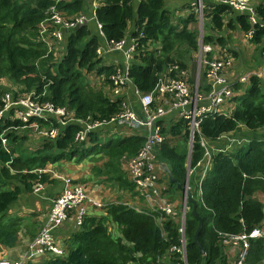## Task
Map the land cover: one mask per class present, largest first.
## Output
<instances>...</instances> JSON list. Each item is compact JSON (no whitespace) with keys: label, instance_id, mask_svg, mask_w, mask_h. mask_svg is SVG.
<instances>
[{"label":"trees","instance_id":"trees-1","mask_svg":"<svg viewBox=\"0 0 264 264\" xmlns=\"http://www.w3.org/2000/svg\"><path fill=\"white\" fill-rule=\"evenodd\" d=\"M52 4L54 0H0V79L6 78L12 84L22 86V91L34 92L39 101L66 107L82 121L104 122L119 111L120 98L110 101L105 90L94 91L85 83L82 71L103 75L104 85L108 83L115 66L104 60L105 54L112 52L107 46L125 38L129 21H133L131 37L138 38L140 51L131 60L128 72L133 85L142 93L153 89L167 65L177 63L181 69H187V60L198 49L197 33L187 27L193 21L192 14L178 18L177 24H173L172 12L165 7L164 0H140L137 4L135 0H100L94 17L104 38L98 30L92 32L87 25H79L66 35L65 53L50 64L54 68L52 73L51 68L44 66L45 46L35 41L38 24L47 17ZM56 5L71 16L82 9L83 1L59 0ZM231 12L225 5L209 2L204 13L211 18L210 32L222 30L224 17ZM255 12L259 21L253 25L246 14H238L235 20L243 32L252 30L250 40L260 43L264 56V6ZM206 37L205 40L211 42L212 37ZM217 39L223 40L220 36ZM101 45L104 46L99 55L96 50ZM37 60L44 68H39ZM1 83L0 107L3 105L1 93L11 88V85ZM234 89L239 90L240 85ZM18 92L11 91L14 98ZM233 101L235 106L229 116L210 114L202 119L201 136L213 141L234 132L239 125L253 132L264 127V78L252 76ZM32 123H37L40 128L55 125L53 119L37 117H30L27 122L17 118L0 119V134H5L10 146L6 151L0 141V246L3 247L18 243L21 225V218L9 214L8 208L23 192H31L35 183L54 181L49 174L38 173L37 169L61 159L80 161L92 154L104 153L108 160L102 166L94 165L93 173L104 176L107 184L132 191L133 185L122 168V157L135 155L144 141L140 133L113 134L108 140L100 141L98 128L89 132L87 140L78 146L73 140L81 124L71 122L63 126L61 134L52 142L39 138L34 141L40 140L41 144L32 151H27L23 145L16 151V143L23 144L27 136H18L5 129L10 125L20 128ZM168 133L172 137L180 136L182 142L166 140L161 144L157 158L167 164L173 177L183 182L186 163L189 161L192 170L202 159L204 149L196 136L192 150L187 154L188 135L182 119L170 124ZM165 179L171 189L178 190L167 175ZM188 184L202 220L198 240L203 253L193 238L198 221L190 214L191 204H187L182 236L178 222L173 219L167 218L159 224V212L142 213L119 202L108 203L106 211L119 226L120 237L112 238L104 217L86 215L79 230L70 236L65 256L24 264H155L163 257L168 260L167 264H231L220 235L249 232L264 220V204L253 197L255 191L264 193V135L252 138L232 151L213 153L210 168L199 184L198 181L194 183V175L189 177ZM182 237L184 258L177 253L167 254L170 247L181 244ZM245 264H264V238L249 240Z\"/></svg>","mask_w":264,"mask_h":264},{"label":"built area","instance_id":"built-area-1","mask_svg":"<svg viewBox=\"0 0 264 264\" xmlns=\"http://www.w3.org/2000/svg\"><path fill=\"white\" fill-rule=\"evenodd\" d=\"M54 0L47 10V17L38 24V41L44 43L50 51L58 50V54L62 56L65 53L66 35L72 32L78 25L87 22L85 16L74 15L68 16L67 13L59 9ZM208 2L222 4L230 8L234 12L247 14L248 21L251 25L258 22L255 14L252 0H208ZM100 0H91L92 15L91 19L96 22L98 34L103 37L100 24L95 20L94 11L99 5ZM204 0H194L190 6L186 7V16L193 12L197 14L199 24H204V14L202 9L208 7ZM193 11V12H192ZM210 18V17H209ZM211 19V18H210ZM248 40L252 38V30L245 33ZM203 27L200 28L198 34V69L194 82H189L186 69L183 70L177 63L169 64L165 67L164 72L160 73L156 84L149 92H140L132 83L129 76L128 68L135 54L139 53L137 48L138 38L131 37L127 49L124 51L125 62L121 65L115 63V70L109 75L108 83L103 86L106 95L110 101L120 98L119 111L106 121H82L74 117L72 111L66 107L55 106L50 101H39L38 96H34V92L29 95L13 97L10 89L1 93L3 102L0 107V119L17 118L23 122H27L30 117H37L42 120H54L55 125L51 124L44 129L40 128L37 123L30 124V127L37 130L38 134L49 142L55 140L60 134L63 126L71 122H80L81 128L74 135V144L80 146L88 138V133L100 129L101 127L116 126L120 133L127 135L140 133L144 136V141L139 147L135 155L127 159L124 171L128 180L133 185L132 191L123 190L128 194L133 192L136 206L133 207L142 213L159 212L160 217L157 219L162 224L167 218L175 216V205L164 195V189L168 184L166 174L159 168V160L157 158L158 150L162 143L167 139V134L162 124L163 117L175 111L176 119H182L185 122V130L188 135L190 147L193 146L195 137L198 136V143L204 149L203 157L198 161L201 163H211V156L214 153L211 143L205 137L200 135V122L204 117L210 114L229 116L233 108H227L234 101L233 97L237 92L232 89L229 79L226 75L227 69L233 64V56L225 51L221 55H215V44L203 41ZM108 45V51L122 50L125 39L118 42H111ZM106 44V43H105ZM104 46V45H103ZM103 46L97 48L96 52L101 55ZM57 52V51H56ZM262 67L258 70H251L241 74L237 78L240 85L239 93L243 91L249 83L252 76L264 78V56ZM200 73L203 74L207 82V90H200ZM135 101L134 108L126 93V90ZM130 99V100H131ZM26 127V124H24ZM17 128L10 125L5 129ZM21 128V127H20ZM224 135V134H223ZM222 136V135H221ZM228 141L232 144V149L242 146L243 138L232 136L229 133ZM220 138V137H219ZM2 148L6 151L8 148V138L5 134H0ZM226 146V145H225ZM227 149H220L225 151ZM47 171L46 166L40 169ZM192 172L189 169L188 174ZM206 168L203 169V174ZM59 179L62 183L60 191L54 196L45 217L35 234L28 244L27 251L23 254L21 260L12 263L8 261H0V264H24L27 261L38 262L42 259L52 257H62L67 253V243L64 245L62 238L56 236L55 229L60 227L65 221L73 220L79 228L84 217L88 215L90 209L104 208L99 199L90 195L88 183L73 181L69 176L60 175ZM201 180V179H200ZM199 180V181H200ZM198 181V184H199ZM44 189L42 183H37L33 188L34 192H41ZM200 192V191H199ZM119 203V202H116ZM185 203L179 217V231L183 236L184 225V209ZM178 216V213H177ZM172 219V218H171ZM222 237V245L225 250L228 249L229 261L231 264H245L249 240L251 238H264V220L255 225L249 232L238 234L224 233ZM231 249V251H230ZM177 253L179 257L184 258V239L182 237L181 244L170 247L167 254ZM160 259L155 264H167ZM184 264H186L184 262Z\"/></svg>","mask_w":264,"mask_h":264},{"label":"crops","instance_id":"crops-1","mask_svg":"<svg viewBox=\"0 0 264 264\" xmlns=\"http://www.w3.org/2000/svg\"><path fill=\"white\" fill-rule=\"evenodd\" d=\"M63 1H72V0H63ZM83 6L80 11H78L74 15H82L85 16L86 19H88L87 22L82 23L81 25L85 24L87 27L92 31L96 32L97 26L96 22L91 19L92 15V7H91V0H82ZM140 0H135V4H137ZM194 0H164L165 7L172 12V18L177 16L178 18H185L187 17L184 13H186V7L190 6V4ZM205 5H207L208 0H204ZM252 6L254 7V10H256L258 7L264 6V0H252ZM230 14V13H229ZM227 14L224 17V23L222 30H214L213 34H208L212 37L211 42L215 44V55H221L223 52L227 51L232 54L234 60L233 64L227 69L226 75L229 79V82L232 86V89L237 92L236 95L240 94L239 90H235L234 87L239 84L237 82V78L248 71L251 70H258L262 67L263 62V53L260 49V43H252L250 40H248L245 36V32H243L240 29L239 24L236 22L235 18L238 14H245V13H239V12H232L231 15ZM256 14V12H255ZM247 15V14H246ZM257 16V15H256ZM171 18V19H172ZM258 18V17H257ZM259 20V18H258ZM173 23V22H172ZM232 24V27H229L228 24ZM134 28L133 21H129L127 24V33L125 36V44L124 47H128V44L130 42L131 38V32ZM240 35V37L236 40L234 39L237 34ZM222 37V41H218L217 37ZM208 42V41H207ZM103 43V42H102ZM124 47L122 50H118L117 52H111L109 55H106L105 61H107V64H119L121 65L123 62H125V56H124ZM256 49V51H254ZM193 53V52H192ZM108 55V56H107ZM192 55V54H191ZM191 60L188 59L187 62ZM186 62V63H187ZM187 71V70H186ZM197 72V71H196ZM196 72L194 76L196 75ZM203 78V77H201ZM200 90L206 91L207 90V82L203 78L202 82L200 80ZM126 93L128 94V97L131 99V95L128 92V89L126 90ZM130 103L134 108H137L135 105V101L131 99ZM235 103L233 102L230 106L227 108H234ZM176 112H170L166 114L162 119V124L164 125L165 132L167 134V139H171V135L168 133L169 125L173 124L176 120ZM175 118V119H172ZM106 127V126H105ZM111 126H107V128H111ZM243 129L246 131L248 130L246 127L242 125ZM104 127H101L99 129V132ZM264 127H261L257 130H260ZM256 130V131H257ZM116 133L119 131L116 126L113 127V130ZM253 132V131H250ZM241 135H239L240 137ZM241 138V137H240ZM169 139V140H170ZM219 139V138H218ZM213 143V142H211ZM98 153L92 154L80 161H77L75 158L64 160L61 159L56 162H52L46 165L47 171L45 173L49 174L50 179L54 180L50 183H42L44 186V189L41 192H23L18 200L14 202L9 208L8 212L12 216H18L21 218V225L20 230L18 232V243L13 247H3L0 246V261H8L10 263L14 261L21 260L23 254L27 251L28 244L30 243L31 239L35 236L37 233L46 212L49 209V206L52 202V199L54 196L60 191L61 188V181L59 179L60 175H66L69 176L73 181L76 182H88L90 187L88 189L90 190V195L93 196L96 199H99L100 202H102L104 205L108 203H116V202H123L127 205H130L132 207L136 206V202L134 201V193H124V189H119L115 184L110 183L111 185H114L112 187H115L114 190H111L110 193L106 191L107 183L104 180L105 177L103 176H96L92 168L94 165H98L100 163L97 162H90L89 159L92 157H95ZM90 162V163H89ZM211 163H201L200 165H196L191 172V175L193 177L194 175V183L196 184L197 181L202 179L205 174H203V169L206 168V171L210 168ZM41 168L37 169L38 173H42L44 171L40 170ZM189 176V177H190ZM103 179V180H101ZM165 179V178H164ZM37 183L34 184V187ZM33 187V188H34ZM172 189L167 184L164 189V195L168 196L172 193ZM177 192V191H175ZM174 192V193H175ZM112 196L110 199L109 197ZM166 196V197H167ZM253 197L258 199L264 204V193L261 191H255L253 194ZM176 206V201H171ZM181 208L183 206L181 205ZM106 207L102 208H94L90 209V212L88 215L95 216V217H104L105 218V224L107 226L108 233L112 236V238H118L120 237L121 233L118 234V225L116 222L112 221L111 218L108 216ZM175 216H172L171 218L177 222L179 221V217L177 216V210L175 208ZM112 226L115 227L117 236L112 234L110 230H112ZM79 228L75 225L73 220H67L65 221L60 227L55 229L54 232H56V236L58 238H66V240L70 239V236H72L73 233L78 231ZM228 249L225 250L226 255L229 257ZM231 251V249H230Z\"/></svg>","mask_w":264,"mask_h":264},{"label":"rangeland","instance_id":"rangeland-1","mask_svg":"<svg viewBox=\"0 0 264 264\" xmlns=\"http://www.w3.org/2000/svg\"><path fill=\"white\" fill-rule=\"evenodd\" d=\"M202 11H203V14H204V24L203 25L202 24H199V21H198V18H197L198 12L196 14V13H194L192 11L193 12L192 13V15H193V21L189 22V24L187 26L189 29L196 31V33H197V42H198V34H199V31H200V28L203 27V33H204L203 41L204 42H207L205 40V38H207L206 36L208 34H213L212 32H210L209 27H208V26H211V19L209 18V16H206V14L204 13V9H202ZM232 12L229 15H231ZM189 15H191V14H189ZM172 22H173V24H177L178 17L175 16L174 18H172ZM234 34H237V33L235 32ZM239 37H240V35L237 34L234 39L237 40ZM35 41L36 42L38 41V36L37 35H36ZM250 42H251V40H250ZM42 44L46 48V54H45V57L43 58V60H45L44 66L51 68V65L50 64H53L55 61L59 60L61 58V56L58 54V50L57 49H56L57 52L56 51H50L49 52V50L47 49L46 45L44 43H42ZM197 51H198V49H197ZM197 51H195V52L192 53L191 60H189L187 62V65H188V67L186 69L187 70V77H188L189 82L191 81V83H192V81L194 82V79H195L194 74L197 71L198 64H199L198 63L199 60H198V52ZM254 51H256V49H254ZM184 56H186L185 53H184ZM36 62H37V65L39 66L40 61L37 60ZM44 66L41 64L39 66V68H44ZM53 71H54V68L52 69V73H54ZM82 72H83L84 81H85V83L90 88H93L94 91H98V92H100V89L102 91H104V89H103V86H104V83H103V75H96L95 72H85L84 70ZM201 77H203L205 79L204 75L203 74L201 75V73H200V80L202 82L203 78H201ZM0 82H2L1 84H7V86H10L11 85L10 86L11 87L10 89H11V91L13 93L19 91L17 96L29 95V93H30L28 91H24V90L22 91V90H20L21 88H23L22 86H19L18 84H17L18 86L17 85H14L10 81H8L6 78L0 79ZM172 119H175V118H172ZM45 127L43 126L42 129H44ZM113 127L114 126H112L111 128L104 127L100 131V137H101V140L100 141H106V140H108L111 137V135L113 136V134L124 135V134L120 133L119 131L117 133L115 131H112L113 130ZM8 131H14V133H16L18 136H21V135H26L27 136V139H26V141L24 140V143L23 144H21L20 142H17L16 141L17 142L16 145H15L16 151H19V147L21 145H23L22 147H24L27 151H32L38 145L41 144V141L40 140L43 139L38 134L37 130H35L34 128H32L30 126L16 128V129L15 128H9ZM239 135H241L240 137L243 138V140L241 141V144L244 145L249 140H251L252 138H256V137H259V136L264 135V128H262L260 130H257L255 132H250V131H246L245 129H243L242 125H239L236 128V130L234 132H232V136L239 137ZM229 137H231V136H229V133H228V134H224V135L220 136L219 139H216V140H213V141H211V140H207V141L210 142V143L213 142V143H211V147L213 148L214 153L216 151H218L220 149H224L226 147H227V149L224 152H229V151H232L233 150L232 149V144L228 141V138ZM39 138H40L39 141H36V142L34 141V140H37ZM169 141L171 143H175L176 141L177 142H182V139H181L180 136L179 137H171V139ZM185 145H186L185 151L189 155L190 152H191V150H192V147L193 146L190 147V144H189L188 140H187V144H185ZM8 148L10 150L9 139H8ZM127 159H128L127 157H122V168H123V170H124V166L126 165ZM107 160H108V158H107V156L104 153H98L95 157H92V158L89 159L90 162L100 163V164H98L99 166H102L104 164V162H106ZM187 165H189V163H186V167H187ZM189 168H190V166H189ZM190 175L189 174H188V176L185 175V179H187V182L189 181V176ZM96 176H98V175H96ZM101 180H103V179H101ZM83 183H88V182H85L84 181ZM106 185H107L106 191H108V193H110L111 190H114L115 189V187H112L114 185H111V184H106ZM172 191L173 192L169 195V197L167 195L166 196H167L168 200H170V201H176L177 200V203H176L175 208H176V210L178 212V217H181V213H180L181 210H182L181 205L183 206V204H184L182 192L180 190H177V192H175L176 191L175 189H172ZM111 197L112 196H110L109 199ZM187 204L188 203H186L185 208L183 209L184 210V218H185L186 211L188 210ZM118 230H119V232H118V234H119L120 233L119 226H118ZM110 231H111L112 234H114L116 236L118 235V234H116V231H115V227L114 226H112V230H110ZM62 241L64 242V245L67 243L66 238H62ZM164 260L166 262L168 261L166 259H163V261Z\"/></svg>","mask_w":264,"mask_h":264},{"label":"water","instance_id":"water-1","mask_svg":"<svg viewBox=\"0 0 264 264\" xmlns=\"http://www.w3.org/2000/svg\"><path fill=\"white\" fill-rule=\"evenodd\" d=\"M77 27H75V29ZM124 50H126V47H124ZM113 52H117V50H114ZM137 108L139 109L140 106H137ZM188 163H189V161H188ZM159 168L162 172H164L167 175L169 182L175 183L176 188L182 192V196H183V200H184L185 205H186V203L191 204L190 214L198 221V226L196 228V231L194 233L193 238H194V242L197 244L200 252L203 253L204 250H203V248H202V246L198 240V233H199L201 226H202V220H201V217L199 216V214L196 210V203L193 199L192 191L188 185L187 179H185L183 182H180L177 178L173 177L171 175L169 167L167 166V164L164 161L159 162ZM189 169H190L189 165H187L186 176H188Z\"/></svg>","mask_w":264,"mask_h":264}]
</instances>
